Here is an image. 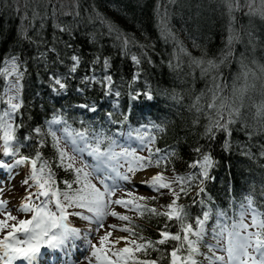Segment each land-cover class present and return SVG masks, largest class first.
<instances>
[{
  "label": "trees",
  "instance_id": "16d2710c",
  "mask_svg": "<svg viewBox=\"0 0 264 264\" xmlns=\"http://www.w3.org/2000/svg\"><path fill=\"white\" fill-rule=\"evenodd\" d=\"M260 10L263 9L253 0H0V62H3L0 63V108L5 107L2 68L6 60L15 56L22 73V106L15 120L20 128L15 134L18 139L31 137L25 141L28 147L22 148L21 154L33 156L40 151L52 161L55 179L64 189L63 182H71L74 173L59 168L56 162V149L48 134V122L54 114L63 116L77 131L95 129L114 141L123 130L132 131L146 125L156 137L155 148L175 151L167 169L158 168L161 171L171 168L185 173L195 171L189 165L200 158L194 151L196 148L211 155L214 161L209 169L210 179L204 182L205 192L199 193V188L193 185L188 195L181 194L178 201L186 206L190 214L188 222L194 228L192 218L202 217V212L208 209L212 218H217L220 211L228 217L236 216L248 197L254 201V207L264 212L261 207L264 205V156L260 155L264 150V112H261L264 15ZM34 12L39 14L36 19H33ZM97 15L108 25L135 38L136 44L130 47L129 55L124 54L106 26L96 19ZM162 21L174 40L164 39ZM61 29H70L71 35ZM25 37H31L34 42ZM230 37L231 55L220 64L219 83L228 85L221 95L227 97L230 107L239 108V116L230 125L231 136L227 138L230 146L224 147L223 133H218L212 143L204 134L208 124L206 114L211 111L207 108L210 94H201L206 92L209 77H202L199 69H190L188 58L179 52L177 45L182 44L193 57L219 63ZM69 44L71 48L66 46ZM142 52L151 63L141 56ZM132 54L141 58L139 65L131 60ZM73 55L79 56L81 62L77 71L69 74ZM97 56L101 58L100 63H94ZM106 58L107 68L103 64ZM176 64L180 67H175ZM54 73L67 85L59 94L50 87V76ZM137 73L139 79L134 80ZM218 73L213 71L211 75ZM93 75L98 80L111 75V93L95 81L86 85L82 78ZM149 90L154 97L152 101L143 96L139 100L132 98L137 92ZM117 91L119 96L114 95ZM197 97H201L198 106L203 107V113L193 108ZM153 124L163 130L153 128ZM36 128L41 131L36 133ZM108 142L105 139L103 147H108ZM156 202L157 199L143 203L158 211L166 210L158 209ZM135 215L132 219L137 226L135 231L147 239H160L158 233L165 224L172 233L177 231L174 220L140 216L138 212ZM72 218L78 222L76 216ZM176 244L170 240L157 246L160 251L150 249L147 256L137 255L141 259L162 256L159 264H169V253ZM201 247L202 244L200 252ZM201 258L202 255L197 256L198 260Z\"/></svg>",
  "mask_w": 264,
  "mask_h": 264
},
{
  "label": "snow or ice",
  "instance_id": "6c2138e0",
  "mask_svg": "<svg viewBox=\"0 0 264 264\" xmlns=\"http://www.w3.org/2000/svg\"><path fill=\"white\" fill-rule=\"evenodd\" d=\"M264 4V0H261ZM260 14L264 15V10H260ZM78 15V14H77ZM39 16L38 13H33V19ZM43 18H41L42 20ZM96 19L106 26L108 34L112 36L119 44L125 55L130 54V47L136 44L135 38L122 33L114 26L108 25L105 19L99 15ZM68 31L70 29H61ZM162 33L164 39H175L171 34L167 25L162 21ZM30 42L31 37H25ZM232 38H229L228 46L221 52L219 63L213 59H203L191 56L182 44H178L179 52L186 56L189 61L190 69H199L202 77H209L206 92L201 96L209 95L210 100L207 104L209 111L207 115L208 124L205 127V136L209 143L215 141L218 133L225 135L224 147H228V137L231 136L230 125L235 123L234 117L239 116V108H232L228 105L227 97L221 95L228 85L219 83L218 69L220 64L228 60L231 55ZM71 48V45H66ZM43 56V53H41ZM141 56L151 63L150 58L146 53H141ZM131 60L139 65L141 58L137 55H130ZM179 59V56L176 57ZM11 62V71L8 68L4 69V74H15L20 76V66L17 64L15 56L9 58ZM72 66L68 69L69 74L75 73L80 65V57L73 55L71 57ZM101 58L96 57L94 63H100ZM3 63V62H0ZM104 67H109V60H103ZM171 64V61H170ZM175 67L179 68L180 64ZM217 71V75L211 73ZM85 84H91L95 81L98 84L106 87L111 93L113 82L111 75H105L102 79H96L93 76H85L82 78ZM139 79V73L134 76V80ZM17 85L19 81H16ZM50 87L53 91L59 94L60 90L66 89L67 85L58 74L50 76ZM11 92L12 89L10 88ZM114 95L119 96V91ZM143 96L145 100L152 101L154 99L152 92L146 91L143 93L137 92L133 99L139 100ZM201 97H197V103L193 104V108L197 112L203 113L202 106H198ZM14 100H19V96L10 95L7 101L6 108H0V169H2L9 178H14L13 170L19 167H29V175L22 181L25 186V202L19 207V211L32 213L30 219H19L13 216L11 212H5V219H0V233H5L0 238V264H16L17 261L24 264H33L37 260L42 248L59 249L70 240H75L80 236V230L70 226L69 216L75 215L82 219L95 222L96 232L104 228V220L106 217L113 216L118 219L128 222L125 226L118 228L117 225H109L112 230L127 232L129 236L113 237V231H105L99 237L97 244H92L88 241L92 251L90 257H87L89 264H92L93 258L95 264H159L157 259H141L138 253H143L147 256L149 250L160 251L158 245H165L170 240L177 242L169 253V264H264V212H261L257 207H254V201L251 197L247 198V205L241 204V213L238 220H234L231 224L227 223L228 215L224 211L217 214L219 221L216 227L210 231L206 229V224L212 218L211 209L202 212V217L192 218L196 224L193 227L189 223V212L186 211V206L179 204L181 194L188 195L193 185L199 188V193H204V182L209 177V169L213 166L211 155L206 152H201L200 148L194 149L199 154V159L190 167L195 171L188 174H175L172 178L165 176L164 171L157 172L147 179L139 181V185L148 187L150 190L156 191L161 195V189H169L170 194L174 197L173 200L166 206L165 211H158L156 208L149 207L147 203H141L148 198L143 196H135L134 192H126L125 196L131 199H125L121 196L116 199L118 190H121L122 184L120 181H130L131 177L128 174L119 171L121 160L127 164V172L135 173L137 170H146L149 167H157L167 169L171 163L172 157L175 156L174 149H160L153 147L156 139L155 135L149 131L133 130L128 133L131 138L135 134V138L139 141L143 148H147L150 155L139 156L135 149L129 150L127 147H122L120 151H115L113 145L114 140L107 138L103 132H97L95 129L89 131L85 128L83 131H77L68 124L67 120L60 114H54V118L48 122V134L52 139V147L56 149V162L59 168L64 171L74 173V179L64 181L65 188L61 189L55 179V172L52 169V161L43 157L40 151H36L33 156L21 154V149L28 147L25 141L31 137L18 139L16 131L20 125L14 123L17 118L18 110L21 108V103H13ZM219 101V103H217ZM83 107H87L84 105ZM95 111V108L91 109ZM227 110V112H226ZM261 112H264V106H261ZM111 115V114H109ZM126 119V117H125ZM53 125L59 127L53 129ZM147 128V126H142ZM153 128L160 129L159 125H152ZM40 128H36L35 132L39 133ZM57 131L62 135L58 136ZM105 139H108V147H103ZM70 145L72 152L70 153L66 146ZM43 144V140L40 141ZM264 149V146H262ZM87 153L93 158V164L81 162L77 166L76 157ZM250 154V153H249ZM264 156V150L260 152ZM2 157H9V161H5ZM93 176L97 183H93ZM214 179V178H212ZM4 182L0 181V185ZM73 184L76 187H73ZM179 186V191L173 188V185ZM35 188V191L31 189ZM3 188L0 187V193ZM151 199L155 200L156 197ZM203 204V200L200 201ZM7 201L0 199V209L6 207ZM121 205L125 209H132L139 213L140 216L145 214L149 216H163L168 221H176L177 231L172 233L167 224L158 233L160 239L150 240L135 231L132 217L121 214L115 211L111 206ZM206 207V206H205ZM264 207V205H261ZM69 208H78L85 211L69 212ZM55 209V211L53 210ZM251 213V222L246 223L245 215ZM16 221V223H9ZM93 233L89 232V235ZM209 236V240L205 237ZM130 237H136L131 239ZM125 242L122 248H115V245ZM142 241V242H141ZM203 243L208 250L207 254H201L200 245ZM181 252H186V255H179ZM222 252L223 254H218ZM204 255V260H198L197 256Z\"/></svg>",
  "mask_w": 264,
  "mask_h": 264
},
{
  "label": "rangeland",
  "instance_id": "374dc122",
  "mask_svg": "<svg viewBox=\"0 0 264 264\" xmlns=\"http://www.w3.org/2000/svg\"><path fill=\"white\" fill-rule=\"evenodd\" d=\"M258 7L262 8L264 10V4H262L261 0H253ZM17 64L20 66V62L18 61V58L16 60ZM8 68L9 71H11V62L10 60H6L5 64L2 68V72L4 73V69ZM21 79L22 76H17L14 73L13 74H5V88H4V103H5V107H7V101H8V97L10 95H17L19 96V100H14L13 103H21ZM19 81V84L17 85L16 81ZM12 89V91L10 92L9 89ZM16 120V119H15ZM15 123V121H14ZM59 127L58 125H53L52 128L55 129ZM134 130H139V131H150V128L147 126V128H143V127H139L136 128ZM131 130L129 129H125L122 131V133L120 134L119 138L117 140H115V144L112 146L113 149L115 151H120L122 147H127L129 148V150L131 149H135L137 155L139 156H148L150 155L149 151L147 148H143L139 141L135 138V134H133V136L130 138L128 136V133ZM133 131V130H132ZM0 135H2V133H0ZM57 135L61 136L62 133L57 131ZM62 146H66L68 151L71 153L72 152V148L70 145H63V141H62ZM154 147V145H153ZM5 161H9L10 158L9 157H2ZM76 162H77V166H80L81 162H87L88 164H93L94 160L92 157H90L87 153H84L82 156H77L76 157ZM194 164V163H192ZM190 164V165H192ZM189 165V166H190ZM195 170V169H194ZM29 171L30 168L29 167H19L13 170L14 172V178H9L7 176V174L0 169V181H3L4 183L2 185H0V187L3 188V192L0 193V199L7 201L6 207L3 209H0V219H5V212H11V214L13 216H16L19 219H30L32 216V213H26L23 211H19V207L25 202V186L22 184V181L26 178V176L29 175ZM119 171L121 173H125L130 175L131 179L130 181H120V183L122 184V188L121 190H118L116 193V196L112 197V199H116L119 198L121 196H124L125 199H131V197H127L125 196L126 192H134L135 196H143L148 198L146 201H150L153 200L151 199L152 197H156L157 202V208L158 209H166V206L173 200V196L170 194V190L169 189H161V193H163L162 195L160 193H157L156 191L150 190L148 187L145 186H141L139 185V179L140 181L142 179H147L149 177H151L152 175H154V173L156 172H160L161 170L158 169L157 167L153 168V167H149L146 170H137L134 174L133 173H128L127 172V164L124 163L123 160H121V167L119 169ZM155 173V174H156ZM165 176L168 178H172L175 174H188L191 172H181L178 169H169L168 171L164 172ZM93 183H97V186L100 187V185L98 184L96 177L93 176L92 178ZM173 188H175L177 191H179V186L174 184ZM32 191H35V188L31 189ZM155 199V201H156ZM146 201H141V203L146 202ZM245 205H247V203H244ZM115 211L121 213V214H125V215H129L130 217H132V219H134L136 217V213L137 211L132 210V209H125L123 206L121 205H112L111 206ZM55 211V209H53ZM241 207L237 210V214L236 216H234L233 214L230 215L227 220V223L231 224L234 220H238L240 217V213H241ZM71 211V210H70ZM76 211H85L82 209H78V208H72L71 212H76ZM85 214L86 211H85ZM75 216V215H74ZM72 216H69V221H70V226L77 228L80 230V236L79 238H76L75 240H70L67 244H65L64 246H62L61 248H59V252L56 253V259H58V261H60V264H63L64 261L70 262L69 264H89V260L87 259V257H90L91 255V247L88 244V241L90 240L92 244H97L99 242V237L101 235L104 234L105 231H113V237L116 236H129V233L127 232H120L118 230H112L109 228V225L115 224L118 226V228L123 227L127 224L128 222L122 221L120 219H118L117 217H113V216H108L106 217V219L104 220V228H102L99 232H96V224L95 222H89L86 221L84 219H82L79 216H76L78 222L76 220H74V218H72ZM251 213L249 212L247 215H245L244 220L246 223H250L251 222ZM76 221V223H75ZM16 222V221H15ZM219 221L217 220V218H210L206 224V229H208L209 231L216 227L217 223ZM10 223V221H9ZM5 233H0V238L3 237ZM89 232L93 233L92 235H89ZM131 239H135L134 237H130ZM210 237L206 236L205 240H209ZM202 244V254H207V249L204 247L203 243ZM125 246V242L121 241L120 244L115 245V248H122ZM43 249V250H42ZM41 252L39 254V256H41V259L43 256H47L48 254V250H52L50 248H42ZM218 254H223L222 252L218 253ZM200 260H204V255H202V258ZM92 264H95V260L93 258Z\"/></svg>",
  "mask_w": 264,
  "mask_h": 264
},
{
  "label": "bare ground",
  "instance_id": "6f19581e",
  "mask_svg": "<svg viewBox=\"0 0 264 264\" xmlns=\"http://www.w3.org/2000/svg\"><path fill=\"white\" fill-rule=\"evenodd\" d=\"M155 173H156V172H155ZM155 173H154V174H155ZM139 181H140V179H139Z\"/></svg>",
  "mask_w": 264,
  "mask_h": 264
}]
</instances>
